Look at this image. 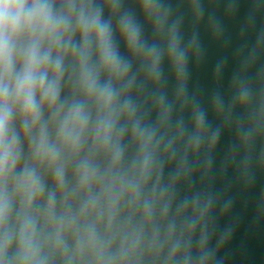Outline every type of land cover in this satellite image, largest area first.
Wrapping results in <instances>:
<instances>
[{
  "label": "clouds",
  "instance_id": "clouds-1",
  "mask_svg": "<svg viewBox=\"0 0 264 264\" xmlns=\"http://www.w3.org/2000/svg\"><path fill=\"white\" fill-rule=\"evenodd\" d=\"M139 4L159 42L123 0H0V264H218L211 201L179 186L219 130L188 92L178 23L159 0ZM233 87L212 105L226 122L244 110L248 146L264 133V91Z\"/></svg>",
  "mask_w": 264,
  "mask_h": 264
},
{
  "label": "water",
  "instance_id": "water-1",
  "mask_svg": "<svg viewBox=\"0 0 264 264\" xmlns=\"http://www.w3.org/2000/svg\"><path fill=\"white\" fill-rule=\"evenodd\" d=\"M159 2L169 21L178 23L188 49V92L205 110L211 128L219 130L216 144L211 149L205 145L193 158L192 182H182L179 194L201 193L210 199L206 225L218 264H264V133L242 145L235 117H242L244 110L237 107L234 118L226 122L212 105L215 96L225 105L231 102L237 77L246 79L257 97L264 91V0H195L199 15L193 0ZM123 8L135 16L145 40L160 41L139 0H123ZM115 39L127 55L118 33ZM193 40L195 46L190 47ZM162 68L165 91L172 99L175 78L167 58ZM183 115L187 123L190 114L186 110ZM172 167L166 164L165 177Z\"/></svg>",
  "mask_w": 264,
  "mask_h": 264
}]
</instances>
